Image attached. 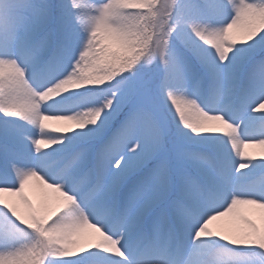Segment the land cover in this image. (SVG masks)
I'll return each mask as SVG.
<instances>
[{"label": "snow or ice", "instance_id": "snow-or-ice-1", "mask_svg": "<svg viewBox=\"0 0 264 264\" xmlns=\"http://www.w3.org/2000/svg\"><path fill=\"white\" fill-rule=\"evenodd\" d=\"M0 264H264V0H0Z\"/></svg>", "mask_w": 264, "mask_h": 264}, {"label": "bare ground", "instance_id": "bare-ground-1", "mask_svg": "<svg viewBox=\"0 0 264 264\" xmlns=\"http://www.w3.org/2000/svg\"><path fill=\"white\" fill-rule=\"evenodd\" d=\"M249 150L254 151L256 153H259V152H257V149H249Z\"/></svg>", "mask_w": 264, "mask_h": 264}, {"label": "rangeland", "instance_id": "rangeland-1", "mask_svg": "<svg viewBox=\"0 0 264 264\" xmlns=\"http://www.w3.org/2000/svg\"><path fill=\"white\" fill-rule=\"evenodd\" d=\"M248 151H251V150H248ZM257 152H259V149H257Z\"/></svg>", "mask_w": 264, "mask_h": 264}]
</instances>
